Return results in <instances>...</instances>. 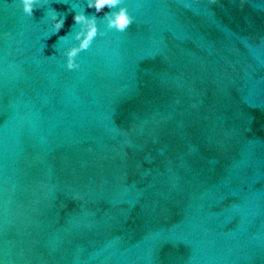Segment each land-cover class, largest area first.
I'll return each mask as SVG.
<instances>
[{"label": "water", "instance_id": "95a60500", "mask_svg": "<svg viewBox=\"0 0 264 264\" xmlns=\"http://www.w3.org/2000/svg\"><path fill=\"white\" fill-rule=\"evenodd\" d=\"M0 264H264V0H0Z\"/></svg>", "mask_w": 264, "mask_h": 264}]
</instances>
